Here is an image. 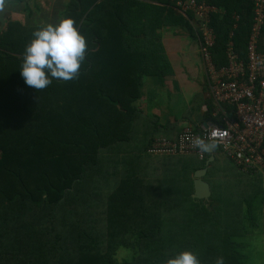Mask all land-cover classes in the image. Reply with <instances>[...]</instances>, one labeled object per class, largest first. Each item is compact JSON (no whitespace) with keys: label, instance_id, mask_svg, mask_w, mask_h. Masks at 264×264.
Returning a JSON list of instances; mask_svg holds the SVG:
<instances>
[{"label":"trees","instance_id":"trees-1","mask_svg":"<svg viewBox=\"0 0 264 264\" xmlns=\"http://www.w3.org/2000/svg\"><path fill=\"white\" fill-rule=\"evenodd\" d=\"M98 1L70 0L64 17L86 38L85 57L77 78L52 79L41 91L25 84L20 65L25 45L43 25L0 18V264H165L186 249L200 264H215L219 256L224 264H250L244 252L250 240L237 237L264 231L263 186L234 198L212 193L206 202L192 196L193 173L178 179L171 166L151 161L156 139L180 135L135 107L145 96L144 78L154 74L147 64L159 56L143 49L130 73L113 63L139 49L125 11L143 3ZM113 1L119 12L113 13ZM158 1L170 25L186 26L195 37L193 13H182L177 0ZM197 1L217 9L210 17L215 67L228 66L230 46L247 62L253 0ZM117 15L121 29L113 35ZM258 51L264 55V27ZM198 96L187 119L221 122L213 119L212 101L206 113L198 112ZM223 108L236 118L233 107ZM208 158L197 157L191 169L208 167L214 161L206 165ZM120 247L135 255L120 261Z\"/></svg>","mask_w":264,"mask_h":264},{"label":"crops","instance_id":"crops-1","mask_svg":"<svg viewBox=\"0 0 264 264\" xmlns=\"http://www.w3.org/2000/svg\"><path fill=\"white\" fill-rule=\"evenodd\" d=\"M88 1L83 0V3L86 4ZM101 1L99 0L98 2ZM136 1L143 4L136 6L134 9L130 8L125 13L131 18L128 33L132 34L131 39L138 42L139 49H135L136 53L125 58L123 56L122 58H114L113 63L119 64V67L126 70V73H130L135 71L134 67L141 63L137 55H140L143 49L155 51L159 59L156 62L147 64V67L154 74L144 78L145 96L135 103V107L144 109L149 117H156L162 126L173 125L171 135L179 131L181 134L186 128L198 129L204 123L213 122L214 120L207 119L193 124L191 120L187 119V111L198 94L197 105L196 100L194 104L197 108L198 104H201L198 109L199 113L208 111L207 102L210 101L215 105L213 115L218 109L208 92V79L196 32L194 37L186 26L170 25L173 21L169 20L171 19L169 11L158 0ZM113 2H115L112 5L113 13L119 12L117 11L119 3L117 1ZM69 3L70 0H9V6L3 14H0V18L3 19V22L12 18L24 24H56L64 17ZM101 12L103 18L108 15L102 9ZM112 17L111 32L114 35V33L118 34L120 32L121 22L119 15ZM194 20L195 17H193L191 24L196 31ZM100 23H102V20L98 19L97 25H100ZM0 24L2 25V23ZM108 32L104 31V33ZM158 44H160V47H157ZM130 69L133 70L130 71ZM155 73H158L159 76H156ZM191 116L196 121V112L192 113ZM153 133H155V130H150V135ZM208 152L209 158L213 155L215 159V153ZM185 155H195L197 157L194 153L156 154L150 156H153L151 161L159 163L160 166L162 163L171 166L172 170H174V175L178 179L188 178L192 173L194 178L196 170L191 169V167L184 170L185 167L182 166L184 160L180 162H173L172 160L174 157H183ZM238 171L241 172L239 169ZM250 176L257 177L259 175Z\"/></svg>","mask_w":264,"mask_h":264},{"label":"built area","instance_id":"built-area-1","mask_svg":"<svg viewBox=\"0 0 264 264\" xmlns=\"http://www.w3.org/2000/svg\"><path fill=\"white\" fill-rule=\"evenodd\" d=\"M255 18L247 47V62L239 60L232 46L228 49L229 64L217 69L211 49L215 36L210 27V17L217 9L197 0H177L184 13H193L200 42V52L208 79V92L218 109L214 118L221 122L202 124L198 129L187 128L176 140L156 139L149 152L153 154L194 153L200 160L209 156L208 150L193 147L192 139L202 136L215 145L245 174L264 176V55L258 43L264 27V0H253ZM224 105L234 108L233 119Z\"/></svg>","mask_w":264,"mask_h":264},{"label":"clouds","instance_id":"clouds-1","mask_svg":"<svg viewBox=\"0 0 264 264\" xmlns=\"http://www.w3.org/2000/svg\"><path fill=\"white\" fill-rule=\"evenodd\" d=\"M8 6L9 0H0V14ZM87 47L86 38L75 27L73 18L63 17L56 24L43 25L25 45L21 77L36 91L46 89L52 79L73 80L77 78ZM191 142L193 147L201 150L209 147L202 136H195ZM165 264H200V261L194 252L186 249L169 258ZM215 264H224L223 256L217 257Z\"/></svg>","mask_w":264,"mask_h":264},{"label":"rangeland","instance_id":"rangeland-1","mask_svg":"<svg viewBox=\"0 0 264 264\" xmlns=\"http://www.w3.org/2000/svg\"><path fill=\"white\" fill-rule=\"evenodd\" d=\"M214 153L215 159L207 167L208 172L204 175V179L210 183L214 196L234 198L238 195H246L251 190L253 191L252 188L254 187L263 186L264 188L263 175L252 177L248 174H243L238 171L222 150L215 148ZM172 160L173 162L184 160V170H187L191 167L192 161L196 160L197 162V157L195 155H185L183 157H174ZM258 178H261V181H257ZM254 232L253 234H246L237 238L250 240V243L244 247V252L252 256L250 264H264V231L259 228L254 230ZM134 255L135 250L132 248L120 247L117 251V258L120 261L130 260Z\"/></svg>","mask_w":264,"mask_h":264},{"label":"water","instance_id":"water-1","mask_svg":"<svg viewBox=\"0 0 264 264\" xmlns=\"http://www.w3.org/2000/svg\"><path fill=\"white\" fill-rule=\"evenodd\" d=\"M211 153L214 152V147H208L207 149ZM214 159V156L211 155L210 158L206 161V165ZM207 173V166L199 168L194 173V192L192 196L197 199L205 200L209 202L211 199L212 190L210 183L204 179V175Z\"/></svg>","mask_w":264,"mask_h":264}]
</instances>
